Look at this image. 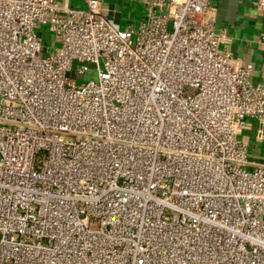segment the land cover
Here are the masks:
<instances>
[{"label": "built area", "instance_id": "2783aa9c", "mask_svg": "<svg viewBox=\"0 0 264 264\" xmlns=\"http://www.w3.org/2000/svg\"><path fill=\"white\" fill-rule=\"evenodd\" d=\"M70 1L0 0V264H264V87L210 0Z\"/></svg>", "mask_w": 264, "mask_h": 264}, {"label": "crops", "instance_id": "0c3cea01", "mask_svg": "<svg viewBox=\"0 0 264 264\" xmlns=\"http://www.w3.org/2000/svg\"><path fill=\"white\" fill-rule=\"evenodd\" d=\"M104 11L121 29L133 26L143 18L146 0H101ZM256 0H210L206 17L216 32L223 36L226 46L238 65L251 64L250 80L264 87V9H257ZM70 5L84 8L81 0H71ZM136 20V21H135ZM248 150L251 166H264V137L259 135V123L247 118L239 133Z\"/></svg>", "mask_w": 264, "mask_h": 264}, {"label": "rangeland", "instance_id": "374dc122", "mask_svg": "<svg viewBox=\"0 0 264 264\" xmlns=\"http://www.w3.org/2000/svg\"><path fill=\"white\" fill-rule=\"evenodd\" d=\"M136 21V20H135ZM133 26H137V21L133 23ZM38 34L42 40V44L44 46V53L43 55H48L56 46L57 44L54 42V37L51 32H49V29L47 26L43 25L40 26L38 29ZM101 62V61H100ZM69 77L75 79L76 83H81L86 81L87 79H95L94 73L92 71L88 72L86 75L83 77H74L72 73L69 74Z\"/></svg>", "mask_w": 264, "mask_h": 264}]
</instances>
